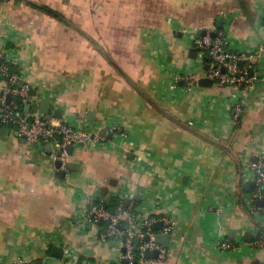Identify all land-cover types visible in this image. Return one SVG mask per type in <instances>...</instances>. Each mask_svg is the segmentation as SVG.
<instances>
[{
    "label": "crops",
    "instance_id": "obj_1",
    "mask_svg": "<svg viewBox=\"0 0 264 264\" xmlns=\"http://www.w3.org/2000/svg\"><path fill=\"white\" fill-rule=\"evenodd\" d=\"M222 28L236 50L257 54L254 91L188 89L176 79L207 68L192 37ZM5 51L31 87L24 102L47 99L52 119L108 139L75 146L61 176L57 146L50 153L0 127V264H65V246L69 264H117L114 245L80 214L86 198L117 188L132 195L130 206L173 219L167 264L264 261V248L251 245L264 219L251 215L253 175L244 168L264 150V0H0V59ZM5 88L0 77V96ZM236 101L245 104L237 123ZM224 241L237 249L221 250Z\"/></svg>",
    "mask_w": 264,
    "mask_h": 264
},
{
    "label": "built area",
    "instance_id": "obj_2",
    "mask_svg": "<svg viewBox=\"0 0 264 264\" xmlns=\"http://www.w3.org/2000/svg\"><path fill=\"white\" fill-rule=\"evenodd\" d=\"M214 31L206 29L205 35L197 33L191 39L192 47L197 51L196 58L205 62L210 58L209 67L201 73L177 75L176 79L184 81L188 89L197 86L201 78L212 79L220 87L231 86L248 92L257 89L261 80V72L255 70L254 66L257 54L254 51L236 50L226 28L218 30L215 36L212 35ZM262 48L260 50H263ZM17 64L16 58L5 51L0 64V77L6 84L4 93L0 96V127H9L14 135L30 143L44 145L51 142L53 147L57 146V151H62L61 155L54 154L55 161L62 162L59 169H65L69 146L95 147L107 142V136L98 130L78 127L64 120L48 119L42 113H26L19 105L8 104L6 102L8 94L20 96L27 101L33 97L30 85L16 68ZM174 88L175 86H172V90ZM244 107L242 101L233 103L232 112L236 123L239 122ZM116 130V125L111 127L112 132ZM122 136L129 137L127 133H122ZM244 166L246 171H251L253 175V191L249 199L250 212L261 222V219H264V205L259 203L264 201V150L256 153ZM131 196L124 188H117L112 195L86 198L81 205L80 213L83 225L96 228L99 241L111 242L114 245L119 252L117 264H124L123 261H126V264H167L169 250L157 241L159 233L154 225L156 222H162L163 230L160 233L170 234L174 230L173 219L166 213L161 217L156 214L150 215L145 207L126 206V199ZM114 198H118L119 204L112 210ZM48 239L50 238H46ZM48 242L57 244L54 238ZM251 245L254 249H263L264 233L261 232ZM219 248L223 251L237 249L236 245L229 241L220 243ZM154 251H158L157 256H148ZM73 255V248L65 246V258L62 263L69 264L75 261ZM12 264L37 263L26 257H18ZM260 264H264V261Z\"/></svg>",
    "mask_w": 264,
    "mask_h": 264
},
{
    "label": "water",
    "instance_id": "obj_3",
    "mask_svg": "<svg viewBox=\"0 0 264 264\" xmlns=\"http://www.w3.org/2000/svg\"><path fill=\"white\" fill-rule=\"evenodd\" d=\"M222 21H220V24H221ZM202 35H205L206 34V30H203ZM212 35H216V33H212ZM191 52H193V57H197V51L195 48H192L191 49ZM0 61H2V59H0ZM209 67V65H207V68ZM199 84L202 85V86H210V85H213L214 84V81L212 79H209V78H201L199 80ZM6 102L8 104H11V103H14L16 105H19L21 107V109L26 112V113H29V112H39V113H42L44 114L48 119H51L53 116H57L56 114L53 113V115L50 113V101L49 100H44L42 102L41 105H39L38 103H29V102H24V99L20 96H13L12 94H8L6 96ZM62 115L58 116V118H61ZM3 130H6V128L4 127ZM102 134H105V130L102 131ZM36 145H39L38 143H35ZM46 147L49 149V152L52 153L53 152V145L51 142H48L45 144ZM67 151L70 154L73 153L74 151V146H69L67 148ZM57 155H61L62 151L59 150L56 152ZM73 163L71 162H67V164L65 165V168L66 169H72ZM56 166L58 168H61L62 166V162L60 160H57L56 161ZM65 173L66 171L64 169H61L60 170V175L61 176H65ZM141 199V195L138 194L134 197V200H140ZM131 202H132V199H126V206H130L131 205ZM260 204L264 205V201H260L259 202ZM154 228L156 230H163V225L161 222H156L155 225H154ZM171 234H164V233H159L157 235V241L162 244L163 246H166V247H169L170 243H171ZM247 237V240L250 241L252 239V236L250 235H246ZM55 255H62L63 251L61 248L59 247H54L53 248V251H52ZM158 255V251H154L152 253H149L148 256H157ZM126 263V261H124Z\"/></svg>",
    "mask_w": 264,
    "mask_h": 264
},
{
    "label": "trees",
    "instance_id": "obj_4",
    "mask_svg": "<svg viewBox=\"0 0 264 264\" xmlns=\"http://www.w3.org/2000/svg\"><path fill=\"white\" fill-rule=\"evenodd\" d=\"M39 8L44 9L45 11H47V12H49V13H51V14L57 15V12H56V11H54V10H52L51 8H48V7H46V6H39ZM207 58H208V57H207ZM207 60H210V58H208ZM118 204H119V200H118V198H114V199L112 200L111 207H112V206H116V207H117ZM137 260H138V259H137Z\"/></svg>",
    "mask_w": 264,
    "mask_h": 264
}]
</instances>
